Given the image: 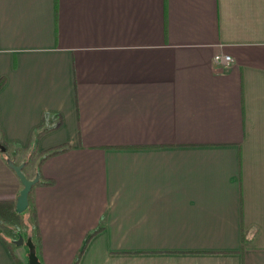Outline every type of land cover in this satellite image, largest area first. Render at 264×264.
<instances>
[{"label": "crops", "instance_id": "0c3cea01", "mask_svg": "<svg viewBox=\"0 0 264 264\" xmlns=\"http://www.w3.org/2000/svg\"><path fill=\"white\" fill-rule=\"evenodd\" d=\"M0 77L42 264H264V0H0Z\"/></svg>", "mask_w": 264, "mask_h": 264}, {"label": "trees", "instance_id": "16d2710c", "mask_svg": "<svg viewBox=\"0 0 264 264\" xmlns=\"http://www.w3.org/2000/svg\"><path fill=\"white\" fill-rule=\"evenodd\" d=\"M2 81H3V78L0 77V85L2 84ZM58 122H50L49 123V120H48V116L47 114H45V117L43 119V123L42 124H45L44 126L41 125V127H39L37 129V131H35V134L33 135V138L31 139V141L29 142L28 144V153H27V162H30V161H33V160H36L37 163H39L44 157H46L47 155L51 154V153H54V152H57L59 150H62L64 149V146L63 144H60V145H57V146H54L50 149H47V150H38L36 151L35 148H36V140H37V136L42 133L43 131L47 130V129H50L52 128L53 126H55ZM10 144L9 142L3 140V139H0V153L5 156V157H9V153L10 152ZM3 146V149H1V147ZM32 153L33 151V154ZM45 181V180H44ZM31 191V189H30ZM30 191L28 193V204L26 206V209L27 208H30L32 211L30 212L29 216L31 217V220H32V224L30 223V226L33 227L35 230L33 231V233H31V235H29L35 245V252L37 254L38 252V245H39V231H38V228H37V219H36V213H35V210H34V207L29 205L30 203ZM9 222L11 224H13L14 226H16V229L15 230H12L11 228L7 229V235H9L11 238L12 237H17V233H18V228L17 227H21L22 229L26 228L29 226V223H27V219H26V216H25V209L21 212H17L15 210V201L13 199H2L0 200V222ZM96 230V229H95ZM94 230V231H95ZM93 231V232H94ZM19 232H22V231H19ZM0 237H2L3 239L6 240V234L0 232ZM9 238V239H11ZM87 239L84 240V243L82 244V246L79 248V250L77 251L76 255H75V258L72 262V264H76L83 248H84V245H85V242H86ZM10 245H12L10 242H8ZM20 264H28L27 263V260L26 261H23V262H20Z\"/></svg>", "mask_w": 264, "mask_h": 264}, {"label": "water", "instance_id": "95a60500", "mask_svg": "<svg viewBox=\"0 0 264 264\" xmlns=\"http://www.w3.org/2000/svg\"><path fill=\"white\" fill-rule=\"evenodd\" d=\"M1 149H3V146L1 147ZM6 162L18 176L22 185L15 197V210L17 212H21L26 208L28 204V193L32 185L38 181V174L36 173L33 177H27L22 170L24 162L14 163L9 157L6 158ZM12 241L15 244L24 243L26 245L28 264H42L35 252V245L30 236H27L24 239L22 234L18 232L17 237L12 239Z\"/></svg>", "mask_w": 264, "mask_h": 264}, {"label": "rangeland", "instance_id": "374dc122", "mask_svg": "<svg viewBox=\"0 0 264 264\" xmlns=\"http://www.w3.org/2000/svg\"><path fill=\"white\" fill-rule=\"evenodd\" d=\"M35 150L38 151L37 148H35ZM27 153H28V152H27ZM30 153H31V151H30ZM31 154H33V151H32ZM33 155H34V154H33ZM28 223H29V221H28ZM30 223L32 224V220L30 221ZM9 228H11L12 230H15V229H16V226H14L13 224H11V223H9V222H4V221L0 222V232L6 234V237L8 238L9 242L12 244V246L15 247L17 254H20L21 251H22L23 249H27V247H26V245H25L24 243H22V244H15V243L12 241V239H14V238H16V237H12V238H11L9 235H7V232H6V231H7V229H9ZM17 228H18V232H19V231H22V233H23L24 235H23L21 232H19V233L22 234L23 238L25 239V238L28 236L27 227L24 228V229H22L21 227H17ZM28 229H29V228H28ZM25 232H26V233H25ZM9 238H11V239H9Z\"/></svg>", "mask_w": 264, "mask_h": 264}, {"label": "built area", "instance_id": "2783aa9c", "mask_svg": "<svg viewBox=\"0 0 264 264\" xmlns=\"http://www.w3.org/2000/svg\"><path fill=\"white\" fill-rule=\"evenodd\" d=\"M213 61L222 66H227L233 61V58L228 53H215L213 55Z\"/></svg>", "mask_w": 264, "mask_h": 264}]
</instances>
